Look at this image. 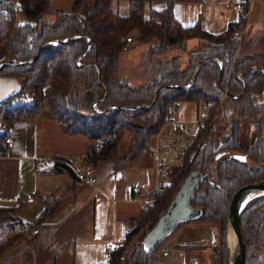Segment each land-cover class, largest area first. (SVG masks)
<instances>
[{
	"label": "trees",
	"instance_id": "1",
	"mask_svg": "<svg viewBox=\"0 0 264 264\" xmlns=\"http://www.w3.org/2000/svg\"><path fill=\"white\" fill-rule=\"evenodd\" d=\"M18 1L0 0V75L22 79L19 89L0 100V148H6L5 139L16 120L36 116L47 104L62 132L93 141L86 145L87 160L97 164L113 159L115 171L151 150V137L172 119L168 109L174 100L196 102L200 108L212 103L211 112L221 106L214 122L199 126L186 145L181 164L161 190L152 189L139 215L129 219L131 228L124 241L109 247L107 261L96 264H160V247L146 252L141 239L183 178L192 169L208 168L210 173L191 201L203 207V214L192 221L219 227V242L209 254L211 264H230L226 226L232 195L240 186L264 179V53L243 50L235 59L240 38L234 30L244 18L231 22L221 33L203 29L200 21L180 26L175 33L172 0L162 8L150 6L148 12L146 4L153 0H128L126 14L114 8L113 0H74L71 11L55 9L51 0ZM48 12L57 16L52 23L43 20ZM130 35L150 46L138 69L128 71L119 81L120 59ZM189 38H198L199 43L185 61L180 54L155 60L154 55L164 53L175 41ZM148 56L152 71L145 69ZM242 122L255 129L247 146L240 140ZM128 131L134 134L129 151L120 156V142ZM224 150L247 158L241 161L225 153L212 160ZM53 163L74 174L63 162ZM44 200L46 205L32 226L43 223L63 198L46 196ZM22 207L21 200L17 205L0 206V254L28 235L27 220L19 214ZM240 220L245 264H264V194L244 206ZM140 232L139 242L124 261ZM179 246L190 248L192 244Z\"/></svg>",
	"mask_w": 264,
	"mask_h": 264
},
{
	"label": "crops",
	"instance_id": "2",
	"mask_svg": "<svg viewBox=\"0 0 264 264\" xmlns=\"http://www.w3.org/2000/svg\"><path fill=\"white\" fill-rule=\"evenodd\" d=\"M61 1L57 3L51 0V5L59 10H72L74 0ZM237 1L172 0V26L177 33L180 26L200 21L203 29L221 33L231 22L241 17L234 9V3ZM16 2L19 3L18 0ZM115 2L121 8L122 14L128 13V0H113V5ZM167 4V0H153L151 4H146V12L150 6L162 8ZM56 17L55 14L54 18L52 12L43 14V20L46 22L52 23ZM250 24L254 28L260 25L251 21ZM188 40L190 41H184V44L186 42L187 47L196 49L199 39ZM145 53L146 51L143 55ZM257 53L260 52L250 54ZM21 84L20 77L0 75V100L19 89ZM197 110L196 102H182L178 112L172 115V121L169 120L158 134L151 137V150L115 171L113 159L93 165L86 164V145L92 141L81 134L70 135L62 132L47 105L32 118L16 120L9 134L13 138V146L0 148V206L17 205L21 200L23 207L19 214L32 222L46 205L44 197H59L63 200L39 225L38 233L21 237L0 254V264L106 262L109 247L124 241L127 231L131 228L129 219L139 215L146 204L142 198L147 197L146 193L150 192L158 181V167L154 160L157 147L166 144L177 121H193ZM129 143L125 151L120 148L122 155L127 153ZM58 157H63L59 159L60 162L71 167L74 174L54 163H48L49 167L43 170L36 168L37 161L54 162ZM90 172L97 178L95 184L87 179ZM136 185H140L143 191L135 192ZM208 229L215 230L213 227L193 226L190 238L179 237L172 244H202L203 246L192 255L197 258V264H211L209 254L214 243L210 241L212 237L216 238L217 232L212 234ZM187 234L189 233L184 236ZM172 255L175 258L176 253L171 249L170 256ZM188 257L186 251V260Z\"/></svg>",
	"mask_w": 264,
	"mask_h": 264
},
{
	"label": "rangeland",
	"instance_id": "3",
	"mask_svg": "<svg viewBox=\"0 0 264 264\" xmlns=\"http://www.w3.org/2000/svg\"><path fill=\"white\" fill-rule=\"evenodd\" d=\"M55 1L57 3H61L62 2L61 0H55ZM67 4H69V3L67 2ZM92 4H93L92 2H88L87 5L91 6ZM56 7L64 8L65 6H56ZM117 7L121 11V8L118 6V3L115 2L114 8L117 9ZM245 8L246 9H250L252 14L250 13L249 22L246 21V19L244 18V21L239 23L240 27H237V28L243 29V32L240 35H235V36H238L240 38L239 44L237 45V49H236V53H235L236 54L235 55V57H236L235 59H237V57L239 56L240 52L244 53V51L249 53V54L250 53H255V51L256 52H260V53H264V0H245ZM18 15L19 14L17 12V16ZM53 15H54V18H55V13H53ZM18 17L20 18V17H23V16L19 15ZM250 21L255 23L256 25H258V24H260V25H258L257 28H254L250 24ZM171 25H172V23H171ZM172 28H173V31L175 32V29H174L173 26H172ZM153 41L157 42V41H159V39L154 38ZM184 41H190V40L187 39V40H184ZM184 41L182 40V42H183V47L182 48L175 49L171 45L164 53L155 55V60L160 59L162 56H165L164 57L165 59H171L172 56H174L176 54L177 55L180 54V57L185 61L188 58V54L194 49H192V47H190V46L187 47L186 46V42L184 44ZM188 43H190V42H188ZM129 44H130L129 47H128L129 49L124 51V53L122 54L121 59H120V66H119V70H118V73H117L119 81H123L124 80L123 77L128 74V71H130L132 69H135V68L138 69V67L141 65V63L146 58V54L143 55V53L148 49L150 42L140 43L139 41L134 39V41L130 42ZM149 61H150V56L147 57V63H149V64H146V66H145L146 68L145 69L151 70L149 68V65L153 64V63H150ZM30 94H31L30 91H28V93L26 95L27 98L30 96ZM181 103H182V101H180V104ZM180 104H179V106H180ZM45 105H47V104H45ZM197 106H198L197 116H196L195 119H193V121H186L185 122V121L181 120V122L177 121V123H175V125L176 124L180 125L182 145H181V151L179 153L178 160L176 162L177 164H176V166H173V169L170 172L171 173L170 176H172V174L175 172V170L181 164V162H182L181 160H182L183 153H184V150L186 148V145L196 136L197 131L199 129V126L204 125V124L207 123V122H204V123L200 122V111H201V108H200L198 103H197ZM216 108H218V110L217 111L214 110L215 113H214V116H213L214 117L213 122L216 120L217 113L219 112L221 106H217ZM178 110H179V107L172 115H175L178 112ZM2 124H3V121H2ZM174 128L175 127H173V131L175 130ZM173 131L170 133L168 139H170L171 134L173 133ZM133 135L134 134L132 132H129V131L124 134V136H123V138H122V140L120 142V146H119V155L120 156L127 155L128 151H129V148H128V151H127V153L125 155H122L120 153V148L123 151H125V148L128 145L129 140L131 138H133ZM254 137H255L254 125L250 124V123H247V122H242V124H241V137H240L241 144L244 145V146H247L254 139ZM92 143H93V141H92ZM129 147H130V143H129ZM147 151H149V150H147ZM171 151H172V149L169 150V153H171ZM154 160H155V163L157 164V162H156V154L154 156ZM85 163L86 164L87 163L88 164L91 163L90 165H93V163L91 161H89V160H86ZM46 167H49V165L47 163H46ZM157 167H158V165H157ZM153 188H151V189H153ZM151 191L148 192L147 195L150 194ZM150 198L151 197H149V199ZM193 226H201V227H206L207 226V227L215 228L214 231L211 230V229H208V231H210L212 234L213 233L215 234L217 232L216 238L212 237L210 243H214V244H212V247H213L215 244H217L219 242V227H217L216 225L215 226H213V225L211 226V225L205 224V223H200V222L196 223L195 221H187V222H184L181 225H178V227L166 239L167 241L165 240V243H162L159 247L162 248L164 246V248H168L169 251L172 249V250H174L176 255H180V252L182 250H185L187 252H191L190 248L179 246V245H183V244L174 245V244H172V242L174 243L175 239H179V237H181L182 239H183V237L184 238H190L191 237L190 235L192 233L191 228H193ZM146 230H148V229H146ZM186 233H189V234L184 236V234H186ZM140 235H141V232L136 234L135 237L133 238L132 243L128 247V251H126V253L124 254V261L127 259L128 255L131 252V250L134 247V245L139 242ZM212 241H214V242H212ZM185 245L191 246L190 244H185ZM199 245H202V244H199ZM172 246H173V248H172ZM206 249H210V248H206ZM173 256L174 255H172V256H164L161 253L160 260L162 261V259H163L164 264H183V261H177V262L174 263L173 259H172ZM161 261H160V264H162ZM209 263H212L211 259H210V255H209ZM185 264H189V261L186 260Z\"/></svg>",
	"mask_w": 264,
	"mask_h": 264
},
{
	"label": "water",
	"instance_id": "4",
	"mask_svg": "<svg viewBox=\"0 0 264 264\" xmlns=\"http://www.w3.org/2000/svg\"><path fill=\"white\" fill-rule=\"evenodd\" d=\"M38 53L36 54V56ZM4 62H2L3 64ZM1 64V65H2ZM232 155L234 158L241 161L246 160L245 154L239 153L233 150H224L216 153L212 160H217L223 154ZM51 164L53 162H50ZM210 173V168L206 171L200 169H192L180 183L176 193L169 202L166 209L161 213L156 223L149 228L141 239L143 249L146 252H150L157 248L177 227L181 222L192 221L198 219L203 214V207L200 205L192 204V198L195 192L205 178ZM260 190L261 194H264V179L250 182L240 186L232 195L229 212L227 217V246L229 253L230 264H245L246 260V244L241 229V212L244 206L254 197L245 201L249 191ZM259 194V195H261ZM258 196V195H257ZM231 230L236 236V240L231 237ZM164 246L161 248V253L166 252ZM169 250V249H168ZM180 255L175 256V262H186V251H181ZM189 264H197V258L190 252L188 257ZM162 264L164 261L162 259Z\"/></svg>",
	"mask_w": 264,
	"mask_h": 264
},
{
	"label": "built area",
	"instance_id": "5",
	"mask_svg": "<svg viewBox=\"0 0 264 264\" xmlns=\"http://www.w3.org/2000/svg\"><path fill=\"white\" fill-rule=\"evenodd\" d=\"M16 4H18V2H16ZM234 9L240 13L241 17L245 18L246 21L249 22V18H250V13L251 10L250 9H246L245 8V0H238L236 3H234ZM243 32V29L240 28H236L234 30V35H240ZM134 37L133 35L127 36V41H128V45H126L124 48L125 50L128 49L129 47V43L134 41ZM172 47L175 49H179L183 47V42L182 40H177L172 44ZM180 104L179 100H174L168 109V112L170 114V116L172 117V114L178 109ZM211 104L212 103H203L201 106V111H200V122L204 123V122H209L210 120L214 119V111L211 112ZM218 108L215 109V111H217ZM175 130L173 131V133L171 134L170 139H168V141L166 142V144L161 145L160 147L158 146L157 148V152H156V162L158 165V181L156 183V185L154 186L153 189L156 190H161L162 188V184L164 182H167V180L169 179L170 175H171V171L173 169V166H176V162L178 160L179 157V153L181 151V145H182V141H181V132H180V125L176 124L174 126ZM5 144H6V148H11L13 146V138L11 135H8L5 139ZM172 149L171 153H169V150ZM56 160H59V158H57ZM50 160H48L47 162L45 160H39L36 162V168L38 170H43L44 168H46V163L48 164ZM55 161V160H54ZM60 161V160H59ZM87 179L89 180V182L95 184L96 183V176L93 172H90L88 174ZM134 191L135 192H142L143 188L140 185H136L134 186ZM149 197H151V193L147 195V197L142 198V200L147 201L149 199ZM26 228H27V233L28 235H33L39 232L40 227L39 226H32L31 222L27 221L26 222Z\"/></svg>",
	"mask_w": 264,
	"mask_h": 264
},
{
	"label": "flooded vegetation",
	"instance_id": "6",
	"mask_svg": "<svg viewBox=\"0 0 264 264\" xmlns=\"http://www.w3.org/2000/svg\"><path fill=\"white\" fill-rule=\"evenodd\" d=\"M169 236H170V235H169ZM169 236H168V237H169ZM168 237H167V238H168ZM167 238H166V239H167ZM166 239H165V240H166ZM165 240H164L162 243H165ZM166 241H167V240H166ZM162 243H161V244H162ZM161 244H160V245H161ZM160 245H159V246H160ZM198 246H200V245H199V244H192V247H190V249H191L190 251L193 252V253H196V252H197L196 250L200 249V247H198ZM202 246H203V245H201V247H202ZM159 249H160V253H161V248H159ZM211 249H212V248H211ZM210 251H211V250H210ZM189 254H190V253L188 252V256H189ZM163 255H164V256H170V251H169L168 249H166V252H165ZM175 256H177V255H175ZM172 259H173V262L175 263V259H174L173 257H172Z\"/></svg>",
	"mask_w": 264,
	"mask_h": 264
},
{
	"label": "bare ground",
	"instance_id": "7",
	"mask_svg": "<svg viewBox=\"0 0 264 264\" xmlns=\"http://www.w3.org/2000/svg\"><path fill=\"white\" fill-rule=\"evenodd\" d=\"M261 193H262V191H260V190H252V191H249V193H248L245 201H247L251 197L257 196V195H259ZM231 237H232L233 240H236V236H235V234H234V232L232 230H231Z\"/></svg>",
	"mask_w": 264,
	"mask_h": 264
}]
</instances>
